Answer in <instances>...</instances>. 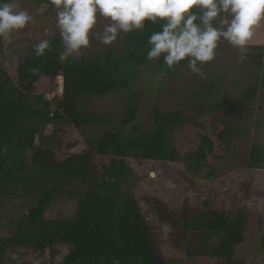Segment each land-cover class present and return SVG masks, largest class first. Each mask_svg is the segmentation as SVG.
I'll use <instances>...</instances> for the list:
<instances>
[{
    "label": "trees",
    "instance_id": "1",
    "mask_svg": "<svg viewBox=\"0 0 264 264\" xmlns=\"http://www.w3.org/2000/svg\"><path fill=\"white\" fill-rule=\"evenodd\" d=\"M31 1L47 5L49 10L53 8L50 0ZM159 30V23L145 21L142 30L122 34L119 53L107 50L91 58L64 60L60 58V36L54 35L50 50H45L43 56L34 54L36 44H29L24 53L17 54L14 82L0 69V207L6 197L27 196L31 202L27 214L9 220L14 229L11 236L0 238V264H8V250L34 257L43 256L47 250L55 254L56 247H67L68 252L58 263L44 260L41 264H172L163 255L143 202H153L158 221L169 227L175 245L182 242L183 232L193 236L197 247L186 246L187 257H211L223 264H240L234 253L235 247L245 241L249 222L245 211L218 209L208 201L202 203L201 210H191L186 203L172 208L150 197L137 198L132 191L122 193V185H127L131 172L128 159L183 162L187 170L196 174L214 150L213 142L198 133L196 150L179 155L171 134L189 119L178 111L165 113L155 108L150 130L137 131L140 125H132L141 99L136 70L154 66V71H160L163 77L176 73L167 69L162 57L153 61L146 58L147 39ZM255 52L249 60L264 75V51L257 48ZM177 65L187 68L186 60ZM43 78L53 82L56 89L49 90L53 93L51 98L36 92ZM221 78L217 75L213 79L207 73L206 93L198 92L205 99L197 111L199 115L212 113V122L222 124L223 130L216 138L228 146L235 134L230 123L256 100L264 76L258 74L253 84L227 102L219 98L223 96ZM135 84L137 90L130 93ZM113 94L119 95L125 113L115 127L104 129L110 124L107 115L82 108ZM66 125L78 130L92 128L86 136L87 150L73 155L62 151L61 140H54V136L63 132ZM129 126L128 132L118 130ZM235 128L242 135L243 129L237 125ZM260 128L259 122L254 123L255 131ZM243 163L248 170H264V145L258 138L251 143ZM73 182L76 191L70 188ZM64 195L75 199V209L62 219L52 220L46 211L53 200ZM259 243L264 257V233Z\"/></svg>",
    "mask_w": 264,
    "mask_h": 264
},
{
    "label": "rangeland",
    "instance_id": "2",
    "mask_svg": "<svg viewBox=\"0 0 264 264\" xmlns=\"http://www.w3.org/2000/svg\"><path fill=\"white\" fill-rule=\"evenodd\" d=\"M21 8L27 10L34 18L24 29L12 32L7 39L0 38V69L12 81L16 79L15 69L18 64L17 54L24 53L29 44H37L42 39L59 35L56 27V9L51 10L47 5H38L31 0H17ZM108 21L97 14V23L90 30V44L82 48L79 54L69 57L81 58L93 54L104 53L107 50L120 52L123 32L117 40L110 45L100 43L92 35L101 32ZM63 47V45H62ZM264 51V20L256 28L255 36L247 45V52L241 59V53L227 41H221L216 49V58L204 65L203 71L217 78L221 75V102L234 100L242 90L253 84L256 76L263 73L249 56H254L256 49ZM154 66L136 70L137 83L139 84V112L132 125H140L141 130H150L154 119V109L161 112L178 111L189 119L179 131L171 134V139L180 156L195 151L199 144L198 133L208 137L214 144V150L206 156L205 167L196 174L187 170L186 164L161 163L152 161L138 162L127 160L130 168L127 185H122V193L132 191L137 198L150 197L160 204L170 207H179L186 203L191 210L202 209V203L208 201L210 206L230 211L243 210L249 215V222L245 231L244 243L235 247L234 258L240 264H264V257L260 250L259 238L264 233V170H248L244 168V158L251 143L258 138L264 145V85H261L256 100L251 102L249 108L239 116V119L231 122L230 126L235 134L229 140L228 146L217 141L216 134L223 130L220 122H212V113L199 115L197 107L205 97L198 92H205V85L209 81L201 79L188 68L177 65L173 69L175 75L162 76L160 71L156 73ZM56 91L53 82L41 79L36 87L37 94L51 98ZM137 90V84L132 87L130 93ZM82 109L92 110L107 115V128H113L121 119L125 110L121 105L118 94L110 95L104 99H95ZM220 113V112H219ZM221 115V114H220ZM259 122L260 129L255 131L254 123ZM243 129L242 135L235 126ZM119 128V132H128ZM90 127L78 130L72 126H65L63 132L54 136V140H61V149L67 155L78 154L87 150L86 136L91 134ZM239 134L241 136H239ZM30 154V152L28 153ZM100 160L99 157H96ZM207 174H211L207 177ZM135 184L133 185V183ZM72 190H78L76 184L70 185ZM24 196V195H23ZM0 207V238L12 235L13 226L9 220L21 218L27 214L31 202L26 197H6ZM75 199L67 196L53 200L46 211L52 220L62 219L75 209ZM144 212L149 223L156 231L163 255L172 264H223V261L211 257L189 258L186 254V246L197 247V242L188 232L181 234L182 242L175 245L170 237L171 230L168 226L158 221L157 215L151 205L143 202ZM55 254L50 250L43 256L30 257L28 253L22 255L21 251L12 250L5 252V262L8 264H41L44 260L54 263L60 260L68 252L67 247H56Z\"/></svg>",
    "mask_w": 264,
    "mask_h": 264
},
{
    "label": "clouds",
    "instance_id": "3",
    "mask_svg": "<svg viewBox=\"0 0 264 264\" xmlns=\"http://www.w3.org/2000/svg\"><path fill=\"white\" fill-rule=\"evenodd\" d=\"M56 9V27L63 45L61 59L79 54L90 44V30L97 14L108 22L101 32L92 35L104 45L117 40L121 32L142 30L145 21L159 23L147 39L146 58L162 57L169 71L182 61L201 79L202 69L217 55L221 41H227L241 53L255 36L264 20V0H50ZM34 22L33 16L21 8L17 0H0V38ZM51 40L42 39L34 46V54L43 56L50 50ZM35 71V69H34Z\"/></svg>",
    "mask_w": 264,
    "mask_h": 264
}]
</instances>
